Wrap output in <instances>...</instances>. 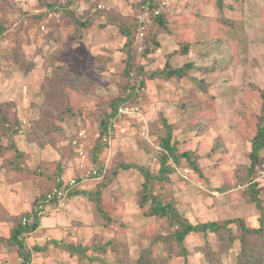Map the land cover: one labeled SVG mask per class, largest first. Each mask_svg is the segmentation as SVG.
<instances>
[{
    "label": "rangeland",
    "instance_id": "374dc122",
    "mask_svg": "<svg viewBox=\"0 0 264 264\" xmlns=\"http://www.w3.org/2000/svg\"><path fill=\"white\" fill-rule=\"evenodd\" d=\"M144 1L72 0L68 10L65 0H0V264L19 260L13 230L39 208L56 176L80 177L92 164L100 121L130 83L121 30ZM161 1L165 27L145 25L159 47L151 44L147 58L137 52L134 64L146 71L140 117L124 116L104 140L102 177L46 205L40 229L26 237L31 264H185L172 220L150 216L149 204L141 205L144 177L124 169L158 173L167 125L172 144L193 153L200 172L185 159L171 161L170 182L153 192L194 225L235 221L217 234L188 236L189 263L242 264L243 255L264 262V228L247 234L239 224L260 228L256 196L264 209V150L250 172L264 105V0H224L222 9L215 0ZM95 2L112 10L108 24L92 19ZM47 5L60 8L45 18ZM68 11L88 21L78 24ZM168 60L174 69L192 66L181 79L151 77ZM3 113L25 121L23 134L7 132Z\"/></svg>",
    "mask_w": 264,
    "mask_h": 264
},
{
    "label": "trees",
    "instance_id": "16d2710c",
    "mask_svg": "<svg viewBox=\"0 0 264 264\" xmlns=\"http://www.w3.org/2000/svg\"><path fill=\"white\" fill-rule=\"evenodd\" d=\"M66 1V9L69 10V6H71L72 0H65ZM217 3V6L219 8L224 7V0H215ZM163 2L161 0H145L143 3V6L149 5L151 8H162L163 7ZM101 3L95 2L92 4V9L90 12H92V19L93 18H101L102 16L106 18L107 24L109 21H111V16H112V10L110 8H104V10L98 9V6ZM55 5H47L46 8L44 9L43 13H41V16H44L46 18L47 15L53 14V10L58 12V8L55 9ZM142 8L139 10V13L135 16L133 19L132 25L129 27H124L121 32L126 38V43H125V51L127 55L126 59V71L125 73L128 74L130 83L128 84V89L127 93L123 98H120L117 100V102L114 104V110L113 112L106 116L103 117L100 121V130H101V144L98 145L95 148V152L93 157L91 158L92 164L95 166V168L98 170L99 175L97 177H92L93 179H98L102 177L103 173V165H100L101 162H99V156L101 154L102 148L105 147V142L104 140H108V137L112 133L114 127L116 126V122L120 121L121 118L123 119L124 116L119 118V110L121 108L125 107H138L140 109V102L143 99V96L145 95V91L138 94L136 92V87L139 88H145L146 90V74L144 71L143 72V67H141V71L136 70L134 67V64H136L137 60V52L142 55L144 58L148 57L149 55L153 54L155 52V48L151 46V44H155L156 47H159V44L157 43L155 39V33L150 32L147 30V27H144L143 30V38L140 43L139 41V29H140V24L138 21V16L142 12ZM62 10L65 8L61 6ZM160 8V9H161ZM69 12V11H68ZM70 15L75 19V22L78 24H84L88 21L87 18H78L74 12H69ZM56 14V12L54 13ZM61 14V13H60ZM151 23L153 25H159L161 27H165V22H166V16L164 12L161 10L160 14L158 16H153L150 19ZM42 26H45L44 24ZM46 29V26H45ZM142 47V51H139V47ZM192 64V63H191ZM192 65L187 64L183 68H178L174 69L168 60L165 64V67L161 71L153 72L151 74V77L153 78H163L166 80H170L173 78H178L181 79L185 76V70H188ZM136 72L138 76L137 82H131L133 81L134 78L132 77V73ZM143 72V73H142ZM0 110H1V105H0ZM263 116L261 117V120L258 124L257 127V132L255 137L252 140V152H251V173H254L256 168L260 165L261 163V153L264 150V105H263ZM2 120L5 122L4 126L7 128V132L12 135V137L19 136L23 134V129L25 127V121L20 120V119H15L14 121H11L8 119L7 115L3 113L1 115ZM41 123V119L38 121V123ZM167 136L165 138H162V147H163V152L161 153V156L159 157V171L158 173H152L149 169L139 166V165H124L125 170H129L131 168L137 169L141 175L144 177V182H143V188H142V202L141 205H147L149 204L150 206V216L158 217V218H168L172 220V223L176 227L175 233H173L172 237L176 240L178 245L181 248V254L179 255L180 257H183L185 259V264H190L188 261V250L185 247L184 243L185 240L188 236L192 234H204L205 236L209 234H217L220 233L222 230H226L228 228V224H231L235 221H228L224 224H219L217 222H210V223H204V224H192L189 221L182 219L178 213V211L175 208L174 203L172 202H166L163 196L155 194L154 191V186L155 184L157 185H162L163 183H169L171 180V175L175 172L174 168L171 166L170 162H174L176 165H180L182 163V159H185L190 168L193 169L196 172H200V169L198 167L197 160L194 159V155L191 152H183L179 153L176 146L172 144V130L169 125H167ZM7 133V134H8ZM110 138V137H109ZM88 154V153H87ZM90 154L87 155V157ZM98 160V161H97ZM61 177H67L65 174L61 173L58 174L54 180L53 185L47 191V193L44 195L43 199L39 201L38 205L39 207L42 205L43 210H46V205L48 204H55L59 205L58 202H47V195L51 190L57 186H60L61 184L58 183V179ZM77 178L78 182L81 183L82 179L80 177H74ZM257 184L253 183L252 184V191H255ZM78 187V186H77ZM77 189H73L69 197L76 195L77 194ZM81 193H78L80 195ZM257 195V194H256ZM68 197V198H69ZM255 202L257 203V206L259 209L262 210V217L260 219L261 226L258 229H247L245 226V223L243 220H239V224L241 225L242 229L245 231L247 234H257L262 232L264 228V209L261 207V200L259 199L258 196L255 197ZM39 208L34 211L35 213L37 212ZM33 213L26 214L24 217L30 216ZM23 217V218H24ZM23 218L21 219L19 225L13 230V234L11 237V240L13 241V244L15 245V248L18 251V256L17 259H20L23 264H31V259H32V253L31 251L26 247V237L36 231H38L41 227V218L42 216L36 215V221L32 225L25 226L23 225ZM55 245H58L59 243L56 241L52 242ZM72 249L73 247H69ZM242 264H263L264 262L260 261L257 256H245L243 255L242 259ZM148 264V263H145Z\"/></svg>",
    "mask_w": 264,
    "mask_h": 264
},
{
    "label": "built area",
    "instance_id": "2783aa9c",
    "mask_svg": "<svg viewBox=\"0 0 264 264\" xmlns=\"http://www.w3.org/2000/svg\"><path fill=\"white\" fill-rule=\"evenodd\" d=\"M104 5L100 4L98 6V9L104 10ZM159 8H151L149 5L143 6L142 12L138 16V21L140 24L139 29V41L141 43L143 38V30L147 23L150 22L151 17L158 16L160 14ZM42 29H45V26H42ZM139 50L142 51V47H139ZM145 91V88H139L136 87V92L138 94ZM140 115V110L138 107H125L121 108L119 110V118L122 116H132L133 118H136ZM140 117V116H139ZM82 133L81 135H83ZM106 140V139H105ZM77 142H75L76 144ZM84 145L80 144V155L83 160L87 159V155L83 151ZM86 167L85 164H83L80 168L83 170ZM88 171L87 173H84L80 176L82 180H85L87 178L97 177L99 175L98 170L95 168L93 164H90L87 166ZM58 183L61 184L60 186H57L51 190V192L47 195V202H58L61 204L64 200L68 199L70 192L77 188V186L80 184L77 180V178H66L61 177L58 179ZM46 213L45 210H43V206L41 205L36 213L31 214L30 216L23 218V225L28 226L32 225L36 221V215L41 216L42 214ZM16 264H23V262L19 259Z\"/></svg>",
    "mask_w": 264,
    "mask_h": 264
}]
</instances>
